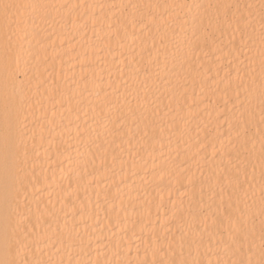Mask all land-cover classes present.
Returning <instances> with one entry per match:
<instances>
[{
    "label": "bare ground",
    "instance_id": "1",
    "mask_svg": "<svg viewBox=\"0 0 264 264\" xmlns=\"http://www.w3.org/2000/svg\"><path fill=\"white\" fill-rule=\"evenodd\" d=\"M0 264H264V0H0Z\"/></svg>",
    "mask_w": 264,
    "mask_h": 264
}]
</instances>
